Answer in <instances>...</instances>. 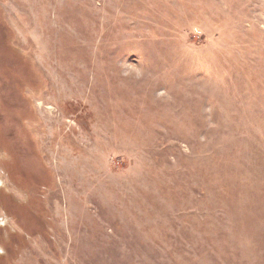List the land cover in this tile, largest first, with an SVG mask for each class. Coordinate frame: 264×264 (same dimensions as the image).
<instances>
[{
	"label": "rangeland",
	"instance_id": "rangeland-1",
	"mask_svg": "<svg viewBox=\"0 0 264 264\" xmlns=\"http://www.w3.org/2000/svg\"><path fill=\"white\" fill-rule=\"evenodd\" d=\"M0 264H264V0H0Z\"/></svg>",
	"mask_w": 264,
	"mask_h": 264
}]
</instances>
